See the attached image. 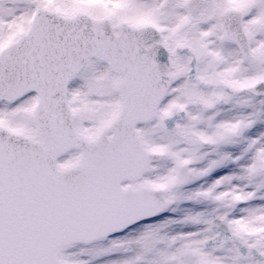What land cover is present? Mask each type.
<instances>
[{
    "label": "snow or ice",
    "instance_id": "6c2138e0",
    "mask_svg": "<svg viewBox=\"0 0 264 264\" xmlns=\"http://www.w3.org/2000/svg\"><path fill=\"white\" fill-rule=\"evenodd\" d=\"M0 264H264V0H0Z\"/></svg>",
    "mask_w": 264,
    "mask_h": 264
}]
</instances>
